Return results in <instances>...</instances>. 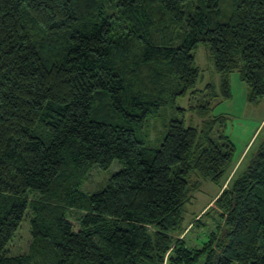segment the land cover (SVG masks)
I'll list each match as a JSON object with an SVG mask.
<instances>
[{"label": "trees", "instance_id": "1", "mask_svg": "<svg viewBox=\"0 0 264 264\" xmlns=\"http://www.w3.org/2000/svg\"><path fill=\"white\" fill-rule=\"evenodd\" d=\"M200 41L223 98L233 70L248 101L264 98V0H0V264H264V139L227 177L218 117L198 128L174 114L148 137L150 118L184 111ZM194 173L219 185L188 224L219 210L200 243L182 234ZM28 215L27 251L7 253Z\"/></svg>", "mask_w": 264, "mask_h": 264}, {"label": "rangeland", "instance_id": "2", "mask_svg": "<svg viewBox=\"0 0 264 264\" xmlns=\"http://www.w3.org/2000/svg\"><path fill=\"white\" fill-rule=\"evenodd\" d=\"M195 53V62L200 68L198 79L193 88L189 89L184 96H178L175 104L184 107V111L180 113L177 109L170 107L149 120L148 137L153 142L158 138V134L166 122L172 115L184 118L186 124H192L200 128L204 118L218 117L215 124L213 134L218 135L220 131L230 137L233 142V163L232 167L227 171V177L235 176L239 171L243 170L254 153L257 146L264 139V98L259 103L248 101V88L243 82L237 70H233L229 74V83L231 96L223 98L219 94L220 77L213 66V60L210 56L208 45L198 42ZM210 56V57H209ZM210 83L215 86L213 89L216 95H211L212 90L206 88ZM213 91V92H214ZM207 104L211 106L209 113L199 114L195 105ZM221 117V119H220ZM120 167L117 160H113L108 167L100 168L99 166L90 169L81 184L84 191H92L101 186L108 176ZM191 180H197V187L192 190L190 201L185 204L184 225L189 227L190 221L196 218L206 205L213 204L212 199L219 192V185L209 179H203L198 174H192ZM226 184V181L224 185ZM219 210L216 207L210 208L208 214L200 216L201 225H196L184 231L183 238L187 241L200 243L205 239L207 233L216 227L219 219ZM213 215V218L210 215ZM210 216V217H209ZM220 224V228H221ZM219 228V229H220ZM219 229H216L217 231ZM180 234L179 236H182ZM31 239L29 215L25 216L17 227L12 237L6 244V252L9 254H18L26 252ZM169 264V263H165Z\"/></svg>", "mask_w": 264, "mask_h": 264}, {"label": "water", "instance_id": "3", "mask_svg": "<svg viewBox=\"0 0 264 264\" xmlns=\"http://www.w3.org/2000/svg\"><path fill=\"white\" fill-rule=\"evenodd\" d=\"M232 205H233V202H232Z\"/></svg>", "mask_w": 264, "mask_h": 264}]
</instances>
